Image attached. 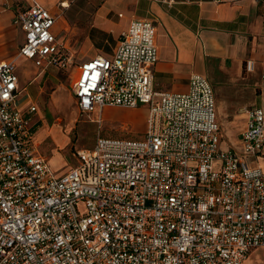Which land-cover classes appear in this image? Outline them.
<instances>
[{
  "label": "built area",
  "instance_id": "built-area-1",
  "mask_svg": "<svg viewBox=\"0 0 264 264\" xmlns=\"http://www.w3.org/2000/svg\"><path fill=\"white\" fill-rule=\"evenodd\" d=\"M57 21L36 1L20 11L24 42L0 62V264H243L264 250V168L253 164L264 156V108L247 110L239 147L220 149L206 77L193 75L183 92L156 90L151 19H133L111 55L80 62L72 85L82 114L147 105L145 138L98 137L77 165L53 170L31 126L37 104L18 102L17 61L39 75L67 65Z\"/></svg>",
  "mask_w": 264,
  "mask_h": 264
},
{
  "label": "crops",
  "instance_id": "crops-1",
  "mask_svg": "<svg viewBox=\"0 0 264 264\" xmlns=\"http://www.w3.org/2000/svg\"><path fill=\"white\" fill-rule=\"evenodd\" d=\"M34 1L58 16L55 26L58 33L59 19L67 22L61 12L67 11L71 4L75 11L77 9L72 21L84 29V39L89 46L86 59L99 54L111 55L133 19L153 20L159 47L154 67V85L158 91H186L193 75L204 76L210 83L215 78H222L233 84H243L239 94L247 89L253 96L250 99L239 97L233 104L229 96L218 103L216 89L211 83L219 122L225 112L244 120L236 141L230 147L240 146L247 110L264 108V0H80L97 2L92 11L88 7L83 8L82 3L76 5L79 0H0V62L13 61L18 57L25 34L14 20ZM63 2L68 6L62 7ZM22 59L34 66L32 61L20 58L18 70ZM249 60L254 62L252 71L246 68ZM18 73L20 76L21 72ZM39 76L35 72L29 83L38 81ZM22 79L20 76L22 90L19 95L28 91ZM27 96L25 101L19 102L20 107L34 103L33 95L28 93ZM220 125L224 138L221 122ZM253 164L264 168V156ZM58 166L54 168L59 174L71 167L63 169ZM247 262L264 264V250L253 251L243 264Z\"/></svg>",
  "mask_w": 264,
  "mask_h": 264
},
{
  "label": "rangeland",
  "instance_id": "rangeland-1",
  "mask_svg": "<svg viewBox=\"0 0 264 264\" xmlns=\"http://www.w3.org/2000/svg\"><path fill=\"white\" fill-rule=\"evenodd\" d=\"M80 3L83 8L88 7L92 11L97 2H81L80 0L75 2L76 5ZM75 12L77 9L75 11L71 4L67 11L61 12L67 22L59 19L61 39L67 45L68 56L71 58L68 64L50 66L44 74L39 76L38 81L32 83L29 81L33 79L35 72L39 73L38 68L32 66L30 62L27 64L25 59H22L18 70L21 72L24 86L28 87L27 92L19 95L18 102L25 101L28 93L33 95L34 103L39 110L32 114L31 126L34 129L35 140L39 144V153L50 159L53 170L56 165L63 169L77 165V152L91 148L98 137L119 140L144 139L149 114V107L145 104L136 108L107 107L102 117L80 112L72 92V85L78 75L77 65L86 59L89 46L84 39V29L73 24L72 17L76 14ZM215 80L211 83L216 89L218 103L225 96L231 97L233 104L239 97L250 99L253 96L247 89L239 94L243 84H233L222 78H215ZM243 121L241 117L228 115V112L224 113L220 119L224 130L220 149H229L236 141ZM246 264L255 263L247 262Z\"/></svg>",
  "mask_w": 264,
  "mask_h": 264
}]
</instances>
